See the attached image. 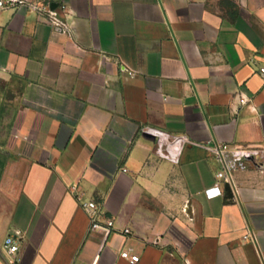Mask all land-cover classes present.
I'll return each mask as SVG.
<instances>
[{
    "label": "crops",
    "instance_id": "0c3cea01",
    "mask_svg": "<svg viewBox=\"0 0 264 264\" xmlns=\"http://www.w3.org/2000/svg\"><path fill=\"white\" fill-rule=\"evenodd\" d=\"M30 1L0 14V264H264V168L209 198L190 142L264 147V0Z\"/></svg>",
    "mask_w": 264,
    "mask_h": 264
},
{
    "label": "built area",
    "instance_id": "2783aa9c",
    "mask_svg": "<svg viewBox=\"0 0 264 264\" xmlns=\"http://www.w3.org/2000/svg\"><path fill=\"white\" fill-rule=\"evenodd\" d=\"M21 6H28L38 10L41 9V7L30 0H0V14L8 8H18ZM46 13L47 20L58 32L71 35L72 30L70 25L59 15L58 11L47 10ZM259 72L264 77V64L259 66ZM246 101V99L242 100L243 103ZM190 142L203 148L217 161L216 183L214 186L205 190L209 198L223 195L226 191V186H233L234 176L237 170L248 169L252 166L260 169L264 168V147L242 146L236 143L220 141ZM122 170L126 172L128 168L124 167ZM83 207L91 218V230H101L106 235H109L115 230L116 220L113 217L105 216L102 218L100 207L96 201H86L83 203ZM123 232L129 234L131 233V228L126 227L123 229ZM5 246L8 253L12 256H15L19 252L20 244L15 235H9L6 238ZM121 256L133 264L140 261L139 254H131L127 249L122 250ZM11 264H17L16 257L11 261Z\"/></svg>",
    "mask_w": 264,
    "mask_h": 264
},
{
    "label": "trees",
    "instance_id": "16d2710c",
    "mask_svg": "<svg viewBox=\"0 0 264 264\" xmlns=\"http://www.w3.org/2000/svg\"><path fill=\"white\" fill-rule=\"evenodd\" d=\"M233 3H235V5H237V3H236V1H235V0H233Z\"/></svg>",
    "mask_w": 264,
    "mask_h": 264
},
{
    "label": "water",
    "instance_id": "95a60500",
    "mask_svg": "<svg viewBox=\"0 0 264 264\" xmlns=\"http://www.w3.org/2000/svg\"><path fill=\"white\" fill-rule=\"evenodd\" d=\"M228 188H230V186H226V190H227Z\"/></svg>",
    "mask_w": 264,
    "mask_h": 264
}]
</instances>
